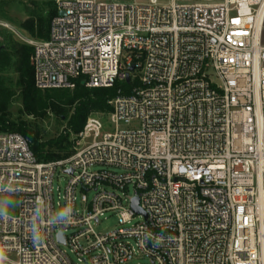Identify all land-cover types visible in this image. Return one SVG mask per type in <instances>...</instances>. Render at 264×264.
<instances>
[{
	"label": "built area",
	"instance_id": "obj_1",
	"mask_svg": "<svg viewBox=\"0 0 264 264\" xmlns=\"http://www.w3.org/2000/svg\"><path fill=\"white\" fill-rule=\"evenodd\" d=\"M47 1L46 40L0 21L33 47L35 86L130 89L64 159L0 132V199H18L0 213V264H264V0ZM107 213L118 227L100 234Z\"/></svg>",
	"mask_w": 264,
	"mask_h": 264
},
{
	"label": "trees",
	"instance_id": "obj_2",
	"mask_svg": "<svg viewBox=\"0 0 264 264\" xmlns=\"http://www.w3.org/2000/svg\"><path fill=\"white\" fill-rule=\"evenodd\" d=\"M48 4L51 8L46 21L29 19L24 23L34 39L46 40L49 37L50 23L57 10L53 2L49 1ZM12 49L6 45L0 46V73L12 68L18 75L17 87L24 113L37 119L54 113L60 120L63 117L67 120V130L47 141H43L40 133L26 122L11 121L9 105L14 93L0 77V132H13L23 136L39 162L56 161L72 155V135L83 129L88 117L111 112L109 102L117 96L118 91L121 90L123 94L129 92L130 86L126 82L107 89H90L82 84L83 79L75 80L73 89L40 90L35 86L34 68L31 64L33 47L21 44ZM70 111L72 113L68 116Z\"/></svg>",
	"mask_w": 264,
	"mask_h": 264
},
{
	"label": "rangeland",
	"instance_id": "obj_3",
	"mask_svg": "<svg viewBox=\"0 0 264 264\" xmlns=\"http://www.w3.org/2000/svg\"><path fill=\"white\" fill-rule=\"evenodd\" d=\"M105 2L109 0H103ZM135 3H148L149 0H131ZM47 0H0V21L9 23L13 29L25 39H34L24 26V23L29 19L38 20L43 19L46 21L48 11H50V6ZM172 0H158L160 6H169ZM48 26L46 25V30ZM264 40V34H263ZM25 44L17 35L9 30L0 29V46L6 45L11 50L13 47ZM0 77L5 80L6 85L12 89L14 96L9 105L10 119L13 122H26L32 129L37 130L43 141H47L58 137L61 133L67 130V120L63 117L61 120L54 114L50 113L47 117L43 119H37L30 117L24 113L22 98L20 90L17 87L18 75L15 73L14 69L10 68L3 73H0ZM44 91V90H43ZM71 111L68 116L71 115ZM103 122L107 125V120L103 119ZM134 126H132L133 128ZM121 129H126L122 126ZM73 153V147H72ZM68 182V177L61 174H57L54 180V201L55 204L60 201L59 196L64 195V191ZM93 193H88V198L92 199ZM78 206H80V196L78 201ZM18 210V199L15 197H9L7 199H0V213L16 214ZM141 221L137 219L136 222ZM118 227V219L115 214L107 213L104 217L100 219V224L95 225V230L100 234H105L112 231ZM72 258L74 256L70 253L68 247L63 248ZM128 264H151L149 259L143 256H137L132 262Z\"/></svg>",
	"mask_w": 264,
	"mask_h": 264
},
{
	"label": "water",
	"instance_id": "obj_4",
	"mask_svg": "<svg viewBox=\"0 0 264 264\" xmlns=\"http://www.w3.org/2000/svg\"><path fill=\"white\" fill-rule=\"evenodd\" d=\"M134 70V68L132 67V68H130V72H132ZM127 82H129V76H128V78H127ZM83 85H84V83H82ZM71 173V172H70ZM133 209L135 210V212L137 213V214H141V213H143L142 212V210L139 208V204H138V199H135L134 201H133ZM59 239L61 240V241H63L62 240V238H61V235H59Z\"/></svg>",
	"mask_w": 264,
	"mask_h": 264
}]
</instances>
